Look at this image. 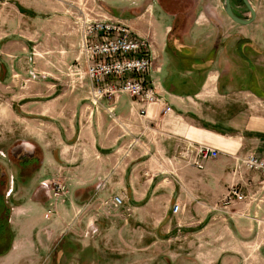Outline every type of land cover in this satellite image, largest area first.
<instances>
[{"label": "crops", "instance_id": "obj_1", "mask_svg": "<svg viewBox=\"0 0 264 264\" xmlns=\"http://www.w3.org/2000/svg\"><path fill=\"white\" fill-rule=\"evenodd\" d=\"M19 6V15L36 16ZM210 9L212 16L204 11L176 33L171 32V14L155 0L138 13L131 11L129 18L111 13L148 39L152 65L147 78L171 112L164 114L162 103L145 105L127 93L94 103L80 18L59 14L42 19L46 27L40 39L38 27L27 38L33 44L32 70L39 77L30 86L15 82L21 90L18 109L41 137V173L67 185L71 208L82 199L86 210L105 209L101 201L119 195L136 221L153 223L160 232L180 226L201 235L228 224L244 247L264 249L261 174L242 162L251 153L264 160V51L256 38ZM14 25L13 36H1L5 67L28 51L20 39L25 36L21 18ZM229 28L250 40L239 39ZM188 143L209 145L219 155L200 169L194 153L188 160L177 156ZM231 185L245 197L223 206ZM19 241L12 239L0 253V264H16Z\"/></svg>", "mask_w": 264, "mask_h": 264}, {"label": "rangeland", "instance_id": "obj_2", "mask_svg": "<svg viewBox=\"0 0 264 264\" xmlns=\"http://www.w3.org/2000/svg\"><path fill=\"white\" fill-rule=\"evenodd\" d=\"M148 1L153 0H0V48L4 41L1 36L5 33L13 36L11 31L19 18L25 34L20 39L28 47L14 66L11 63L10 67L2 65L5 64L4 55L0 54V170L9 176L5 194L11 193L8 198L12 201L9 216L12 239H20L14 246L18 255L16 264H214L215 261L216 264H264V249L244 247L228 224L213 227L201 235L180 226L160 232L153 223L136 221L124 203L114 210L101 207L86 210L83 200L78 199L73 201L74 209L66 193L59 198L52 196L53 181L57 179L40 171L41 137L33 132V126L19 111L21 90L15 88V82L22 80L30 86L31 80L39 77L32 70L33 44L27 38L35 36L37 27L41 38L46 27L41 21L47 16L103 19V12L107 18L115 14L129 18L131 11L133 14L140 12L141 6ZM163 1L171 2L169 7L176 12L177 31L204 11L212 16V8L227 24L256 38L264 51V0H249L256 14L253 24L247 27L228 21L224 0ZM230 4L236 15L244 18L250 15L242 0H230ZM16 5L33 9L36 16L19 15ZM16 149L17 152H12ZM25 152H34L37 159L18 173L13 155ZM12 176L14 188L10 191ZM65 187L67 189L66 184ZM57 201L67 210L60 208L59 203L54 206ZM49 209L51 213H47Z\"/></svg>", "mask_w": 264, "mask_h": 264}, {"label": "built area", "instance_id": "obj_3", "mask_svg": "<svg viewBox=\"0 0 264 264\" xmlns=\"http://www.w3.org/2000/svg\"><path fill=\"white\" fill-rule=\"evenodd\" d=\"M81 49L86 59L85 74L90 80L91 99L98 103L101 99H112L117 94L127 93L134 99L152 105L162 103V112L172 111L165 99L158 95L154 86L147 78L152 65L150 43L147 38L137 35L123 22L112 19H80ZM146 114V108L140 109ZM191 153L196 155V167L202 168L203 162L219 155V150L205 144L188 143L177 156L187 159ZM250 170L259 171L261 184L264 186V160L251 153L242 159ZM51 194L55 198L63 196L67 189L61 180L53 181ZM245 195L237 185H231L222 200L227 206L232 201H241ZM123 198L111 195L104 198L101 204L107 210L119 208ZM47 213H51V210ZM46 213V217L48 214Z\"/></svg>", "mask_w": 264, "mask_h": 264}, {"label": "flooded vegetation", "instance_id": "obj_4", "mask_svg": "<svg viewBox=\"0 0 264 264\" xmlns=\"http://www.w3.org/2000/svg\"><path fill=\"white\" fill-rule=\"evenodd\" d=\"M160 6L161 8H163L164 11L168 12L169 14H171L172 18H173V26L171 28V32L172 33H176V32H179L177 31L176 29V22H177V18H176V12L174 11V9H170L169 5H171V2H165L163 0H155ZM230 1V0H229ZM243 2V0H242ZM250 2V1H249ZM244 3V2H243ZM245 4V3H244ZM251 4V3H250ZM231 5V4H230ZM246 6V5H245ZM247 7V6H246ZM232 9V7H231ZM249 10V9H248ZM255 10V9H254ZM233 11V10H232ZM234 13V12H233ZM235 14V13H234ZM249 16L248 17H240V18H243V19H249L251 17V13H250V10H249ZM256 14V13H255ZM226 16L228 18H230L227 14ZM255 18V16H254ZM254 20V19H253ZM253 20L249 23H246V24H242V23H238V22H235L234 20H232L230 18V21H232L233 23H235V25H239V26H242V27H247V26H250L251 24H253ZM190 22H195V20L193 21L192 20H188ZM217 25V24H216ZM186 27V26H185ZM184 27V28H185ZM235 27V26H234ZM215 30H219L220 32V27L216 28ZM226 31V30H225ZM216 32V31H215ZM227 32H231L233 35H236L237 37H239V39H245V40H250L249 38H244L242 33L238 32V31H233L232 32V29H227ZM169 38V37H168ZM166 49L169 48L170 46L169 45H166L165 46ZM14 149V148H13ZM17 152L18 149L16 150H13L12 152ZM14 158L17 160V172L18 173H21L24 168H26L29 164L33 163L36 161V157L34 155V152L33 153H30V152H25L24 154L22 155H19L18 153H14ZM8 178L9 176L6 175V172L4 171H1L0 170V233H4L6 231H11V228H10V220H9V216H10V213H11V210H12V207L10 205V202L12 203L11 198L9 200L8 196L11 195V193H7V196L5 194V192L8 190L9 188V181H8ZM11 190H13L14 188V176H12L11 178ZM12 232V231H11ZM12 241V240H11Z\"/></svg>", "mask_w": 264, "mask_h": 264}, {"label": "water", "instance_id": "obj_5", "mask_svg": "<svg viewBox=\"0 0 264 264\" xmlns=\"http://www.w3.org/2000/svg\"><path fill=\"white\" fill-rule=\"evenodd\" d=\"M243 2L247 6V8L250 10L251 17L249 19H243V18L238 17L236 14H234L232 9H231V5H230V1L229 0H224L223 8H224L225 13L232 20H234L235 22H238V23L246 24V23L251 22L254 19L255 10L252 7V5L250 4L249 0H243Z\"/></svg>", "mask_w": 264, "mask_h": 264}, {"label": "trees", "instance_id": "obj_6", "mask_svg": "<svg viewBox=\"0 0 264 264\" xmlns=\"http://www.w3.org/2000/svg\"><path fill=\"white\" fill-rule=\"evenodd\" d=\"M11 240H12L11 231H6L5 234L0 233V253H4L9 249Z\"/></svg>", "mask_w": 264, "mask_h": 264}]
</instances>
